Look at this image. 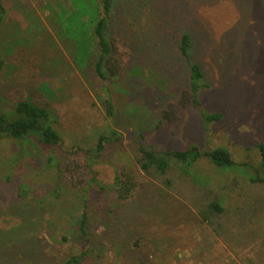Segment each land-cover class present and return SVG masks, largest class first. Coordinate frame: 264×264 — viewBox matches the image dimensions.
<instances>
[{"label":"rangeland","instance_id":"rangeland-1","mask_svg":"<svg viewBox=\"0 0 264 264\" xmlns=\"http://www.w3.org/2000/svg\"><path fill=\"white\" fill-rule=\"evenodd\" d=\"M1 1L2 101L46 106L57 116L62 141L44 148L33 138H0V262L35 257L41 247L51 264H65L88 247L77 232L85 211L86 237L95 247L81 264H264V184L249 181L244 166L222 170L200 159L192 166L199 185L173 177L166 188L138 173L130 198L118 200L114 190L116 171L125 163L136 169L138 130L163 149L187 142L222 146L236 164H257L255 144L264 142V0H116L109 33L131 58L113 83L112 127L121 137L97 155L99 186L82 168L71 180L63 171L73 157L80 162L73 149L93 148L106 124L92 37L85 62L76 57L78 30L68 20L76 0ZM183 32L191 36L190 59L203 72L201 103L222 115L207 137L194 113L179 137L160 114L176 106L187 87V64L174 44ZM50 151L55 164L48 168ZM56 181L60 198L44 200ZM211 197L224 211L209 226L196 209Z\"/></svg>","mask_w":264,"mask_h":264},{"label":"trees","instance_id":"trees-1","mask_svg":"<svg viewBox=\"0 0 264 264\" xmlns=\"http://www.w3.org/2000/svg\"><path fill=\"white\" fill-rule=\"evenodd\" d=\"M77 8L71 11L68 20L70 25L75 24L78 30V37L75 52L76 57L81 62H85L89 52V38L94 41V59L91 62L93 75L97 80V90L102 96V106L106 119L105 127L99 135L93 148L77 147L72 153L80 159L75 162L73 157L66 162L63 171L69 175L70 180L80 174L81 168L84 174L89 178L88 182L96 183V172L94 165L99 163L97 155L104 151L105 145L109 142L116 141L121 137L120 132L115 130L113 118L115 113V93L113 83L124 67L127 66L131 54L126 47L123 46L113 35L109 33L111 21L116 0H76ZM6 10L0 0V27L5 19ZM82 16H86L84 21ZM84 27H88V32ZM86 31V33H85ZM175 50L177 54L183 57L187 64V87L184 88L176 106L161 111V117L170 127V133L176 137L181 135L184 123L188 120L191 113L200 117L202 122V134L208 136L211 125L220 120L222 115L220 112L207 111L200 100L202 90L205 88L203 82V72L200 64L191 61L190 50L192 48L191 36L187 32L179 34L175 41ZM4 67L3 57L0 54V73ZM58 119L55 113L44 105L33 102L29 99H20L13 104L6 106L0 95V138L7 137L15 142L33 138L36 144L44 148H54L60 145L62 136L57 128ZM159 125V123L157 124ZM136 141V153L134 156V170L131 163H125L114 174V190L118 200H126L130 198L136 191L139 182L138 176L143 173L145 176L158 179L166 188H171L174 182L173 177L177 179H186L194 185L201 184L197 175L193 173L194 166L200 159H207L215 167L222 170H230L233 168H242L249 181L253 183L264 184V142L255 144L258 151L259 161L257 164L248 165L246 163L236 164L232 159L229 150L222 146H207L200 148L196 143L187 142L182 149L170 150L158 147L146 137L145 132L138 130ZM136 142V143H137ZM54 151H50L47 156V167H54L55 158ZM95 154V155H94ZM139 173V174H138ZM168 174H171L169 177ZM83 177V174L81 175ZM78 179V183H81ZM61 188L59 182L50 189L46 199L60 198ZM205 196L210 193L209 189L203 190ZM204 196V198H205ZM220 199L211 197L201 203L196 209L201 221L207 225H212L215 219L224 211ZM88 216L85 211L80 215L77 225V232L80 237L86 239L88 247L79 255H69L65 264H81L84 259L92 255L95 247L94 242H90L87 238ZM77 233V234H78ZM3 232H0L2 235ZM66 240V236H63ZM29 251L35 252L34 248L27 247ZM35 257L30 255L25 258H9L11 264H51V259L41 250L37 249ZM0 257H3V249L0 248ZM0 264H2L0 262Z\"/></svg>","mask_w":264,"mask_h":264}]
</instances>
